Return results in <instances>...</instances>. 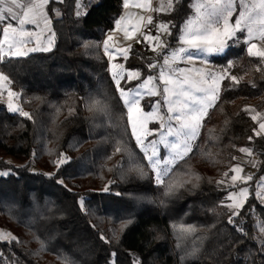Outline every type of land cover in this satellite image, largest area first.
<instances>
[{
  "label": "trees",
  "instance_id": "1",
  "mask_svg": "<svg viewBox=\"0 0 264 264\" xmlns=\"http://www.w3.org/2000/svg\"><path fill=\"white\" fill-rule=\"evenodd\" d=\"M82 3L85 15L77 17L75 0H50L52 50L0 63L31 116L0 105V154L28 161L15 166L0 159V171L10 173L0 176V226L19 241H0V264H109L112 253L116 264H133L134 258L139 264H264L253 239L262 235L264 223V205L256 198L264 176V135L255 134L257 122L245 111L249 100L264 98V63L250 57L244 45L214 59L236 60L230 74L240 82L232 86L224 80L191 154L158 185L132 137L103 51L123 0ZM192 3L180 0L174 11L161 15L176 25L170 46L193 14ZM125 62L145 76L151 61L133 47ZM97 99L107 105V114L86 106ZM240 148L251 149L260 165L247 202L229 224L226 200L235 187L217 181L232 157L241 156ZM61 153L70 159L54 173L38 169L56 168ZM167 185L174 186L172 193ZM189 226L193 230L184 231Z\"/></svg>",
  "mask_w": 264,
  "mask_h": 264
},
{
  "label": "snow or ice",
  "instance_id": "2",
  "mask_svg": "<svg viewBox=\"0 0 264 264\" xmlns=\"http://www.w3.org/2000/svg\"><path fill=\"white\" fill-rule=\"evenodd\" d=\"M58 2L63 3L64 0H58ZM49 3L50 0H0V25H3L2 30H0L3 37L0 39V63H3L6 58H23L27 57L29 53L49 52L52 50L55 33L51 29L52 20L47 11ZM179 3L180 0H167L166 5L161 4L159 7L153 8L152 0H144L142 4H137L136 6L157 13H170L175 10L174 6ZM237 5H239L240 10L233 21L232 17L236 12ZM128 6L129 0H123V7L126 9ZM75 7L77 17L85 15L83 9L87 5L83 4L82 0H75ZM190 7L194 9V14L189 15L182 23L178 36L179 46L174 49H170L168 41L163 39V37L171 36L172 29L176 28V25L172 21L160 20L154 22V18L151 15L146 18L145 27H154L157 34L153 36L149 30L148 33H141V35L146 44L149 41L157 42L155 45H148L152 48V51L156 52L157 48L160 49L157 52V56L162 57L163 64L160 66L158 75L149 74L136 88L126 90L121 87V80L126 82L140 80L143 75L142 72L139 70H126L123 65L112 66L114 69H119V71L112 72V78L116 83L121 100L127 106L129 123L133 127L132 134L136 139L137 145L140 146V150L144 153L158 185L164 183V177L170 171L168 165L172 163L171 160H161L158 157L156 145L163 142L164 133H160L161 141L153 140L145 144L146 136L142 138L137 135V125L148 135H151L152 132L159 130L148 129L147 123L152 119H158L161 129L167 128V135L183 138L176 143L166 144V147H170L175 152L172 160L176 158L183 159L191 151L189 141L198 135V129L201 128L204 117L208 115L209 109L214 107L215 101L219 99L221 82L225 79H230L232 86L238 85L240 82V79L228 72V69L233 66L231 61H229L227 69L221 72L194 69L195 77L184 75L186 71L191 73L193 69L173 68L171 64L178 60H186L188 63H192L196 58H200L202 63L207 64L209 62L208 57L224 54L230 47V41H238L240 39L238 33H244L243 43L247 45V54L250 57L260 58L261 63H264V46H258L257 43L252 42L253 40H258L261 45H264V0H196ZM56 12L59 15V11L56 10ZM124 19L125 17L121 16L120 19L116 20L117 28H119L121 21ZM140 19L143 21L144 17ZM13 21L15 26L12 23ZM26 25H33L39 31L28 30L25 27ZM136 30L139 31V29ZM124 38L126 40L134 39L128 30L124 32ZM113 39V35L109 33L107 40L104 41V51L106 55H109L110 59L113 53L109 50L108 41ZM136 42L140 43L141 40L137 39ZM29 43H33L34 46L27 47ZM130 49L131 45H128L127 48L119 50L125 60L128 59L127 53ZM147 67L155 69L157 68V63L149 62ZM165 68H169L167 74L164 71ZM259 70L257 68V71ZM5 83L10 84L11 81L7 75L0 71V88H3ZM8 95L14 97L18 94L9 90ZM155 96H161L163 99L155 101L152 105V110L145 112L141 107V100L145 97ZM86 106L90 111L96 109L107 114V105L102 100H90ZM163 106L167 108L166 114L161 111ZM7 111L11 113L19 112L20 115L31 119L29 113L22 111L18 107H13L11 102L7 105ZM252 111L255 110L253 109ZM133 112L136 113L135 120L132 117ZM259 115L260 113H257L251 119L256 121ZM173 121L176 122L175 130ZM259 129L264 131V121L259 122ZM253 131L257 136L261 134L255 129ZM251 139L252 137L250 136L249 140ZM149 148H151V152H149ZM116 151H121V149L118 147ZM239 151L247 153L249 157L253 154L249 148H240ZM60 155L62 158L58 161V164H64L69 161L70 158L65 157L62 153ZM232 159L235 160L236 157L233 156ZM247 163L253 167L259 166V162L256 160L250 159ZM136 171L141 177L146 175L143 168L139 166L136 167ZM230 171L236 173L230 177L232 181L230 187H236L238 181L247 184L248 181L253 179L251 174L240 175L243 172L240 164L232 166ZM9 174L8 172L0 173V175ZM223 175L227 177L228 173L225 172ZM261 179L264 182V178ZM59 183L63 182L59 181ZM223 183V180L217 181V184ZM180 186L182 187L183 185ZM167 187L168 193L174 191L173 185H167ZM108 190L106 186L104 191ZM248 196L249 189L247 187H241L238 192L229 194L228 198L230 200L233 197H237L232 204L227 205L230 212L229 224H233V218L239 216L240 209L244 207ZM256 198L264 204V192L258 191ZM81 204L83 205V200H81ZM131 222L129 220L127 223ZM192 230L191 226L184 229V231ZM238 230L243 232L242 228ZM259 230L262 235L253 237V239L258 242L259 252L264 256V223L261 224ZM244 234L247 235L246 233ZM7 235L11 236L10 233ZM4 239L5 235L0 234V241ZM13 241L19 242L17 237L11 236V240L8 242L11 243ZM115 255V253H112L113 264H115ZM188 255H195V251ZM2 258V255H0V259ZM181 259L183 260L184 257H181ZM133 264H139V259L134 258Z\"/></svg>",
  "mask_w": 264,
  "mask_h": 264
},
{
  "label": "rangeland",
  "instance_id": "3",
  "mask_svg": "<svg viewBox=\"0 0 264 264\" xmlns=\"http://www.w3.org/2000/svg\"><path fill=\"white\" fill-rule=\"evenodd\" d=\"M143 2H144V0H129L128 8H126V9L124 8L123 13L121 14V16L125 17V19L123 21H121V24H120L118 29L123 33V35H124V32L126 30H128L130 32V34L134 37V39H131V40L124 39L123 43H130L131 41H137V39H140L141 42L140 43L136 42V46L135 47L139 49V46H138L139 44H145L148 47V51L146 52V56L150 59L151 62H156L157 63V68H155V69H149L148 68V73L145 76L142 75L140 80H133L131 82H126L125 80H121V87L125 88L126 90H132V89L136 88L142 82V80L149 74L158 75L159 74V70H160V66L163 64L162 57L157 56V52H159L160 49L157 48L156 52H154V51H152V48L148 46V45H155L157 42L156 41H149L146 44L143 41V36L141 35V33H144V31L147 28H151L153 30V34L152 35L155 36L157 33H156V29L154 27H152V26L145 27L146 18L149 15H151L154 18V22H158V21L162 20L161 19V15L164 14V12L157 13V12L150 11V10H147V9H142V8H139V7L136 6L137 4H142ZM195 2H196V0H193L192 4H194ZM166 3H167V0H152V7L153 8L159 7L161 4L166 5ZM192 10H193V14H194V9H192ZM239 10H240L239 9V5H237L236 12L234 13V15L232 17L233 21L236 19V16L239 14ZM141 17H144L143 21H141V19H140ZM12 23L15 26V22L13 21ZM25 27H26V29L31 30V31H37V32L39 31V29H36L33 25H26ZM0 28L2 29L3 25H0ZM51 29H52V25H51ZM136 29H139V31H137ZM238 37H240V39L238 41H236V42L230 41L229 42L230 47L226 50V52L224 54L214 55V56L208 57L207 59H208L209 62L207 64L202 63L200 58H196V59L193 60L192 63H188L186 60H183V61L182 60H178L174 64H171V67H173V68L178 67V68H184V69H193V71L191 73H189L187 71L184 73V75H190L192 77L196 76V73H195L194 69H197V68L203 69L205 71L221 72V71L227 69L229 62L227 64H225V63L223 64V63H219L217 61H214V59L223 57V56H225L228 53V51L230 49H232L234 47H240L242 45L245 46V49L247 51V45H245L243 43L244 33H238ZM2 38H0V39H2ZM163 39H166L168 41V44H169V36L163 37ZM252 42L257 43L258 46H264V45H261L258 40H253ZM33 46H34L33 43H29L27 45V47H29V48L33 47ZM178 46H179V43H177L174 46H170L169 45L170 49L177 48ZM127 47H128V45H125L123 48H127ZM111 50H112V53H113L112 58L110 59L109 55H107V59H108V62H109V72H110L111 76H112V72L113 71H119V69L112 68L113 65H123L126 70H139V69L127 68L126 62H125L126 60L124 59V57L119 52L120 48L111 47ZM130 51H131V49L127 53L128 57H129ZM30 54H32V53H29V55ZM231 62L233 64V66H232V68H233L237 64L236 60L233 59V60H231ZM139 71H141V70H139ZM164 71L167 74L168 71H169V68H165ZM228 72H230V69H228ZM223 82H224V80L221 82V90H222ZM10 84L9 83H5L3 88H0V105H5L7 107L8 103L11 102L13 107H18L19 109L24 111V109H23V107L21 105V102H20V94H19V92L14 90L11 87ZM114 84L116 86L115 81H114ZM127 85H130V86L127 87ZM161 87H162V85H161ZM116 88H117V86H116ZM9 90H11L12 92L17 93L18 95L14 96V97H10L8 95V91ZM118 94L120 96L119 92H118ZM220 94H221V91L219 93V97H220ZM162 99L163 98L161 96H155V97H150V98L149 97H145L144 99L141 100V107L144 109L145 112H149V111L152 110V105L155 103V101L162 100ZM217 102H218V100L215 101V105L217 104ZM215 105H214V107H215ZM124 106H125V109L127 111L128 124H129V128H130V131H131V134H132L133 127H132V124L129 123L128 109H127L126 105H124ZM214 107L209 109L208 115H209L210 111ZM245 109H247V112H248V114L251 117L253 115H256L257 113H260V115L257 117V120H256L257 125H258L257 131H259L261 133L260 135H264V131L259 129V122L264 121V98L263 99H258V100H249L248 103L245 106ZM253 109L255 111H252ZM161 111L166 114L167 113L166 106H163ZM24 112H26V111H24ZM16 113H19V112H16ZM208 115L206 117H204L203 122H202V126H201L200 129H198V135L194 139L189 141V143L191 145V151L186 156H184V158L189 156L191 154L192 150L194 149V147H195V145L197 143V140L200 137L204 121L208 117ZM132 117H133L134 120L136 119V113L135 112L132 113ZM172 123H173V127H174V130H175L176 122L173 121ZM147 128L148 129H158L159 131H154V132H152L151 135H148L143 129H141L139 127V125H137V135H140L142 138L146 136L145 144H147L149 141H153V140L161 141V134L160 133L161 132L164 133L163 142L157 143L156 148H157V152H158V157L161 160L168 159V160L172 161V163H170L168 165V167H169V169L171 171L173 169V167L179 161L183 160L184 158L183 159L176 158L175 160H172L173 156L175 155V152L170 147H166V144L170 145L172 143H176L178 140H182L183 138L182 137H177L175 135H172V136L167 135V128L165 127L163 129H161L160 121L158 119L150 120L147 123ZM132 137H133V139H134V141L136 143V139L133 136V134H132ZM136 145H137V143H136ZM137 148L140 150V146L137 145ZM149 152H151V148H149ZM142 154L144 155L143 152H142ZM144 158H145V155H144ZM0 159H3L6 162H8L10 164H13L15 166H23V165H25L28 162L26 159H21V158H18V157L5 155V154H0ZM250 159L258 161L259 165H260V159L255 153H253L251 157H249L247 153H241V156L237 157L232 163H230L229 167L225 171V172L228 173V176L225 177L223 175V177L220 179V181L223 180L224 184L226 186L230 187V185L232 184V181H231L230 177L232 175L236 174V173L231 172L230 168L232 166H234V165H237V164H240V166L243 168V172L240 173L241 176L246 175V174H251L252 176H254V174L256 173L258 167H253L251 164L247 163V161L250 160ZM145 160H146V162H147V164H148V166H149V168L151 170V167H150V165H149V163H148L146 158H145ZM58 161H56V168H51L50 170H48L47 167L43 168L42 166L41 167L39 166L38 169L39 170H44L47 174L51 175L52 173L55 172L57 167H59L61 165V164H58ZM162 167H163V165H162ZM170 171H169V173H170ZM4 172H8V171H0V173H4ZM153 175H154V173H153ZM0 176H6V175H0ZM261 178H264V176H262ZM261 178L257 182L256 193L258 191L259 192H264V182H262ZM250 182L251 181H248L247 184H244V183L238 181L237 184H236L235 189L230 191L229 194L233 193V192H238L241 187H247L249 189V196H250V194H251ZM106 186L107 185H105L103 188L105 189ZM229 194H228L227 200H226V204L227 205L232 204L233 200L237 199V197H233L230 200L228 198ZM249 196H248V198H249ZM8 233H10L11 236H15L16 237V235L11 230H9L8 228H6L4 226H0V234H4L5 235V239L3 241H10L11 240V236L7 235ZM109 264H113V259L110 261ZM115 264H116V262H115Z\"/></svg>",
  "mask_w": 264,
  "mask_h": 264
},
{
  "label": "crops",
  "instance_id": "4",
  "mask_svg": "<svg viewBox=\"0 0 264 264\" xmlns=\"http://www.w3.org/2000/svg\"><path fill=\"white\" fill-rule=\"evenodd\" d=\"M123 10H124V7H123ZM123 13V12H122ZM52 25V24H51ZM53 31V30H52ZM109 33H120V34H122L123 35V33L117 28V25L115 24V26H114V29L112 30V31H110ZM108 33V34H109ZM108 34H107V36H106V38H105V40H107V37H108ZM124 36V35H123ZM1 38H2V36H1ZM54 39H55V37H54ZM125 39V38H124ZM124 39H123V41H124ZM104 40V41H105ZM123 41L122 42H120V44H119V47H117V46H115V44H114V42H113V40H109L108 41V47H109V50L112 52V50H111V47H117V48H123L125 45H131V49L133 48V47H135L136 46V41H131L130 43H123ZM113 45V46H112ZM54 47V45L52 46V48ZM103 51H104V42H103ZM104 53H105V51H104ZM106 55V54H105ZM107 56V55H106Z\"/></svg>",
  "mask_w": 264,
  "mask_h": 264
},
{
  "label": "built area",
  "instance_id": "5",
  "mask_svg": "<svg viewBox=\"0 0 264 264\" xmlns=\"http://www.w3.org/2000/svg\"><path fill=\"white\" fill-rule=\"evenodd\" d=\"M149 30L151 31V35L153 34V30L151 28H147L144 33H148ZM114 37L113 42L115 46L119 47L120 42L123 41L124 36L120 33H111ZM139 50L143 53H146L148 51V47L145 44H139Z\"/></svg>",
  "mask_w": 264,
  "mask_h": 264
}]
</instances>
